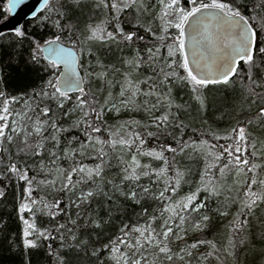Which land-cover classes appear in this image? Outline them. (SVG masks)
<instances>
[{"label": "snow or ice", "instance_id": "obj_1", "mask_svg": "<svg viewBox=\"0 0 264 264\" xmlns=\"http://www.w3.org/2000/svg\"><path fill=\"white\" fill-rule=\"evenodd\" d=\"M24 2L8 0L6 11ZM92 5L103 18L84 30L72 22L73 13L84 6L83 0H42L41 8L33 13L34 17L38 12L45 13L41 23L50 22L55 33L52 38L32 39L30 43V63L48 73V79L33 91L31 102L25 101L26 111L16 114L28 121L27 126L21 127L16 119L10 121L11 105L17 98L0 90V172L26 185L24 200L17 209L23 225V248L38 249L39 241L57 239L53 230H41L34 219L23 215L30 213L34 218L39 213L55 222L64 209L61 199H47L46 190H51L69 195V205L77 210L76 219L68 218L72 227L56 224L54 231L61 247L99 259V250L91 246L90 230H103L111 223L113 213L121 211L120 204L105 191L111 185L123 201L143 208L135 224H124L120 235L104 245L112 264H192L193 259L196 264H211L210 258L219 251L217 244L205 239L188 243V237L212 228L211 213L232 215L228 204L238 207L228 224V247L224 251L228 257H235L238 247L247 246L251 218L264 206V164L255 162L264 160V147H257L259 141L249 131L252 126L264 129V0H92ZM125 25L131 27L125 30ZM14 35L23 39L26 33L18 27ZM147 37L151 42L143 49L134 48L131 56L121 60L124 71L118 81L108 79L104 65L98 64L102 70L95 71L83 64L82 57L86 51L92 55L94 43L133 48ZM112 71L120 72L115 68ZM237 79L251 115L246 121H237L230 133L210 132L214 141L228 143L185 140L188 125L181 113L187 112L192 103L204 110L207 92L214 86H232ZM93 80L104 86L97 91H107L102 100L97 91L89 90ZM117 84L119 93L113 95L112 88ZM177 86L188 90L190 102L175 101L173 90ZM72 92L78 93L74 102ZM51 104L62 117L75 115L76 119L64 126L55 118ZM68 104L72 106L66 109ZM122 111L144 112L148 119L108 123L106 113L119 116ZM73 131H79L82 138L67 139L65 134ZM62 138L68 147L61 148ZM169 138L175 146L168 143ZM148 139L156 140L157 146L146 147ZM74 143L78 147H73ZM9 146H15L16 158L39 157L35 171L45 178L30 177L27 163L13 159ZM117 151L119 184L104 175L105 168L111 166L110 153ZM193 154H198L203 168L194 187L181 194L183 185L191 183L188 178L192 170L182 167L178 157L191 159ZM77 156L81 160L77 161ZM141 157L150 162L141 163ZM85 158L99 163L89 167L83 163ZM61 160L70 161L69 167H60ZM151 161L161 164L154 167ZM233 174L235 179L228 185L227 177ZM142 178L149 184H141ZM38 190L45 194L34 198ZM234 191L235 197L225 195L218 207H209V200ZM201 193L205 194L203 200L199 199ZM4 196L0 191V198ZM97 197H104L108 206L99 203L98 210L88 214ZM149 200L156 202L151 212L145 206ZM84 208L87 211L81 220ZM78 232L89 238H82ZM201 245L209 250L196 256ZM52 254L48 245V255ZM56 260L57 264H69L61 253H56Z\"/></svg>", "mask_w": 264, "mask_h": 264}, {"label": "trees", "instance_id": "obj_2", "mask_svg": "<svg viewBox=\"0 0 264 264\" xmlns=\"http://www.w3.org/2000/svg\"><path fill=\"white\" fill-rule=\"evenodd\" d=\"M83 7L76 10L72 16V22L76 23L80 30H84L86 26L90 23H97L99 19L103 18V13L99 10H95L92 5V0H83ZM7 0H0V21L7 17ZM45 13L38 12L37 17L25 20L20 28H23L26 36L23 39L17 38L14 35V31L2 32L0 35V90L4 91L9 97L15 96L17 102L11 105L13 109V115L10 117L21 122V127L28 125V121L23 119L22 116L16 115L17 113H22L26 111L25 101H30V97L34 90L38 91L44 84V81L48 79V73L44 72L42 68L38 66H33L30 63V43L32 39L37 38H52L55 33V29L52 28L50 22L41 23V19ZM134 15V13H133ZM55 19V17H53ZM131 26L125 25V30H128ZM111 30V27L109 28ZM79 32L77 35L79 36ZM141 34L143 31L141 29ZM151 42V37H147L145 42H138L133 48H128L121 46L117 48L115 45H101L99 43H94L91 45L92 55H88L87 51L82 57L84 66H92L95 71H101L97 65L101 64L106 66L109 73V80H120L122 78L121 73L124 71V66L121 63L123 58H127L133 54V49L138 47L140 49L144 48L145 43ZM85 49L89 46L84 45ZM119 69L120 72H113L112 69ZM104 87L97 80L91 82L89 90L97 91L98 89ZM113 95L119 93V84L112 88ZM74 98L78 93H70ZM107 95V91H97V97L103 99ZM173 96L177 103L185 104L190 102V95L187 89L181 87H174ZM207 101L206 108L204 110H198V106L192 103V106L187 112L181 113V119L188 125L185 129L184 139L185 140H195L199 141L201 139H206L211 143L226 144L228 142L224 140L214 141L210 132H215L219 135H224L225 133H230L233 127L237 126V121H246L251 112L249 111L248 102L245 99V94L242 91L241 84L237 79L232 86H214L211 91L206 93ZM72 105H66V109L70 108ZM53 111L56 113L55 118L60 120L64 126H68L76 116L62 117L61 113L56 110L55 104H51ZM254 111V109H252ZM31 115V113H29ZM106 117L109 124H117L125 120L137 119L142 122L147 121V116L144 112H127L122 111L119 116L116 113L107 114ZM30 130V128H29ZM251 135L259 143L258 148L264 147V129L256 126L249 128ZM179 134V133H177ZM47 135V133H46ZM67 139H71L72 136L81 137L79 131H73L71 133L65 134ZM105 138L107 134H104ZM82 138V137H81ZM19 139V138H18ZM160 142H164V137L160 138ZM168 143L175 146L174 141L170 138ZM67 140L62 138L61 148L68 147ZM73 147H78V143H74ZM157 141L148 139L146 147H156ZM11 148V154L13 159H17V162L24 164L27 163L29 166V176H36L37 180L44 179L45 177L40 174L38 175L35 168L39 165V157L32 156H21L19 158L15 157L16 148L15 146H9ZM50 147V146H49ZM243 147V145H242ZM251 149L249 148V153ZM7 155V154H6ZM120 155L119 151L116 153H110L109 167L105 168L106 179H114L115 183L119 184L121 165L117 157ZM169 158L171 153H166ZM125 159H130V156H125ZM48 156L45 154L44 162L48 164ZM141 163H149L148 158L141 157ZM182 167L191 168L192 174L189 176V181L191 183L184 184L182 192L186 193L190 188L194 187L196 181L199 180V172L203 168V161L199 158L198 154H193L190 159L188 156L178 157ZM79 161L81 158L76 157ZM7 163V159L4 160ZM257 163L264 164V160H256ZM59 166L62 168H68L70 161L61 160L58 162ZM83 163L92 167L94 164L99 163L98 160H93L91 158L83 159ZM153 166H159L161 162L151 161ZM261 176H264V170L261 171ZM51 179V177H48ZM77 177L74 176V180ZM235 179L234 174L227 177V184L231 185ZM141 184L148 185L149 181L146 178H142ZM25 182L17 180L15 177L4 176L0 172V191H4L5 196L0 198V264H57L56 253H61L69 261V264H112L109 260V252L104 248V245L109 242L110 239H115L116 236L120 235L119 229L124 224H135L138 216L142 213L143 208L139 205H133L131 202L123 201L122 197H118L117 193H114L111 185L105 187V191L109 195L113 196V199L120 204L121 211L114 212L112 215V220L109 225H107L103 230H90L91 236V246H94L99 250V259L95 257H90L85 255L84 252L77 253L76 251H68V249L62 248L60 240L58 238V233L54 231L56 224H67L68 227H72L68 223V218L76 219V209L74 206L69 205V195L61 193H52L51 190H46L49 192L47 196L48 200H52L53 197L62 200L61 207L64 211L57 218L55 222H50V219L46 215H37L33 218L30 213H24L25 218L30 221L35 220L38 228L50 229L52 235L56 236L57 239L48 241H39L38 249H24L22 244V228L23 225L19 219V214L17 209L19 204L24 200L23 189L25 187ZM59 186V185H58ZM127 185H125V188ZM44 191H35L33 193L34 198H38L44 195ZM230 195L235 197L237 193L234 191L232 193H225L221 197L213 198L208 201L209 207L215 209L220 203L224 202V196ZM75 199V197H73ZM199 199H205V194L201 193ZM99 203H103L106 208L108 204L105 202L104 197H97L91 204L92 214L98 210ZM145 206L149 208L151 212L156 207V202L147 201ZM238 205L228 204V210L232 215L228 217H220L216 213H211L213 216L212 228L206 230L203 233L189 234L188 243L193 242L195 239H205L215 242L218 246L219 251L210 258L211 264H264V240H261V231L264 230V206L257 209L256 214L251 218L250 226L247 230V246H241L236 249L235 257H228L224 251L228 247V224L235 214ZM87 208L81 210V220ZM143 223V220H140ZM97 232L100 234L97 235ZM81 235L82 238L88 239L87 235L82 233H77ZM70 242V237H66ZM48 245L52 246V255H48ZM174 248L177 246L174 244ZM209 249L205 245H201L199 250L195 253L199 256L201 253L208 251ZM219 256V259L216 256ZM192 264H196V260H192Z\"/></svg>", "mask_w": 264, "mask_h": 264}, {"label": "water", "instance_id": "obj_3", "mask_svg": "<svg viewBox=\"0 0 264 264\" xmlns=\"http://www.w3.org/2000/svg\"><path fill=\"white\" fill-rule=\"evenodd\" d=\"M42 0H25V2L17 6L12 11H8L6 18L0 21V33L5 31H15L25 20L33 18V13L41 8ZM8 7V0H7ZM76 93V92H72Z\"/></svg>", "mask_w": 264, "mask_h": 264}]
</instances>
